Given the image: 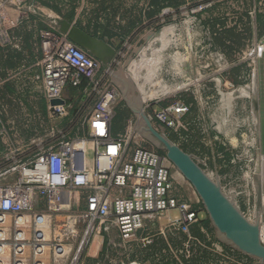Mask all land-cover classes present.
<instances>
[{
	"label": "rangeland",
	"instance_id": "1",
	"mask_svg": "<svg viewBox=\"0 0 264 264\" xmlns=\"http://www.w3.org/2000/svg\"><path fill=\"white\" fill-rule=\"evenodd\" d=\"M231 2L234 1L189 0L178 9L165 8L168 18L164 19L162 11L160 18L152 22L146 31L156 36L143 45L141 52L136 54L131 48L130 53L108 58L103 55L102 67L106 82L119 95L111 122L112 135L124 134L131 125L130 150L135 147L159 150L135 131L137 118L123 100L125 86L121 80L128 84L127 98L137 105V98L142 97L143 108L158 100V107L174 100L189 104L190 112L183 120L185 128L180 136L168 131L163 134L191 154L213 180L219 179L251 223L256 221L257 214L261 215L259 226L264 242V156L261 155L264 151H260V119L255 118L251 105L264 79V74L260 78L264 66V0H252L250 9H247L249 1L246 2V10L238 7L241 1L234 7ZM199 5L206 7L196 11ZM156 10L155 7L153 12ZM211 15L214 17L207 19ZM54 29L58 31V26ZM85 86V83L79 87L70 84L65 88L63 96L68 100V109L56 117L46 112L38 118L29 111V104L19 102L14 93H9L0 102V118L5 129L9 127L6 129L9 140L2 144L0 171L9 168L13 158L21 159L23 150L32 155L40 146L84 137V117L93 102L90 95H85ZM68 88L74 91L70 94V90L66 92ZM151 110L152 107H146L145 113ZM152 125L156 127L154 122ZM162 157L171 172L172 195L193 202L191 185L164 153ZM51 197L55 203L59 202L54 210L59 214L58 220L62 214L83 207V198L77 193L59 192ZM201 207L200 217L209 220ZM170 217L176 219L177 210H172ZM159 228L155 223L141 236H151V244L142 246L134 242L126 248L117 245L114 228L105 231L103 227L97 236L95 231L84 236L83 230H77L69 261L76 253L75 264H262L237 251L211 223L207 237L193 230L192 240L175 229L160 234ZM82 238L84 242L79 245Z\"/></svg>",
	"mask_w": 264,
	"mask_h": 264
},
{
	"label": "built area",
	"instance_id": "2",
	"mask_svg": "<svg viewBox=\"0 0 264 264\" xmlns=\"http://www.w3.org/2000/svg\"><path fill=\"white\" fill-rule=\"evenodd\" d=\"M29 1L0 0V36L5 35L10 14L24 13ZM205 7L199 5L196 11ZM162 15H168L167 11ZM39 37L49 116L66 113L68 104L62 95L70 84L85 83V95L93 102L84 117V137L40 146L35 154L13 158L9 168L0 171V264H75L76 253L69 258L77 230H83L84 236L95 231L97 236L103 227L105 231L114 228L120 243L134 241L146 246L152 237L141 235L157 223L160 234L175 229L192 240L191 229L202 222L199 198L195 192L193 202L172 195L171 172L156 151L130 150L131 125L124 134L112 135L119 95L106 82L102 64L54 28L40 31ZM52 100L64 103L50 105ZM159 101L144 107H152L147 117L158 131L180 136L190 105L174 100L158 107ZM220 186L233 201L221 182ZM59 192L81 195L83 207L58 220L54 210L59 202L51 195ZM172 210L178 212L176 219L170 217Z\"/></svg>",
	"mask_w": 264,
	"mask_h": 264
},
{
	"label": "crops",
	"instance_id": "3",
	"mask_svg": "<svg viewBox=\"0 0 264 264\" xmlns=\"http://www.w3.org/2000/svg\"><path fill=\"white\" fill-rule=\"evenodd\" d=\"M233 1L232 7L241 1L238 7L246 10L245 4L249 1L247 9L251 8L252 0ZM188 2L189 0H184L183 4ZM155 7L157 14L153 12ZM165 8L171 6L166 2H160L157 6L152 0H30L24 13L10 14L5 35L0 36V102L12 92L19 98V102L29 104V111L38 118L46 115L47 101L42 88V51L39 34L44 29L56 28L55 19L70 17L72 24L86 34L106 42L114 50L115 55L130 53L131 48L137 54L147 43L146 36L151 34L146 30L150 28L152 22L160 18ZM160 10L161 13H158ZM212 17L214 16L211 15L207 19ZM69 90L70 94L74 91L73 88H68L66 92L69 93ZM62 97L67 103L68 100L63 95ZM29 128L31 129V126ZM6 129L0 118V161L4 151L2 144L9 140ZM28 156L26 150L21 152V158ZM193 230L199 231L204 237L208 236L202 224L193 226L191 232ZM114 238L121 248L135 244L134 241L120 243L116 231ZM91 249L90 246L87 256L90 255ZM105 258L107 259V256Z\"/></svg>",
	"mask_w": 264,
	"mask_h": 264
},
{
	"label": "water",
	"instance_id": "4",
	"mask_svg": "<svg viewBox=\"0 0 264 264\" xmlns=\"http://www.w3.org/2000/svg\"><path fill=\"white\" fill-rule=\"evenodd\" d=\"M55 22L60 33L65 34L72 43L97 59L102 65L103 55L107 58L115 55L114 50L106 42L86 34L72 24L70 17L55 19ZM153 36L154 33L148 34L145 38L146 42H149ZM140 51L141 49L138 53ZM121 81L125 86V91L122 92L123 100L137 118L135 131L153 144L155 148L162 150L166 159L191 185L208 215L210 223L217 232L237 251L264 264V242L261 240L259 226L261 215L257 214L256 221L251 223L234 202L222 192L219 180H213L191 154L185 152L153 127L144 108L141 105L132 103L127 98L128 84L123 80ZM63 103V100L50 101V105ZM251 105L255 118L258 119L259 116L264 118V79L261 81L259 95H256V93L253 95ZM261 155L264 156L262 153Z\"/></svg>",
	"mask_w": 264,
	"mask_h": 264
},
{
	"label": "trees",
	"instance_id": "5",
	"mask_svg": "<svg viewBox=\"0 0 264 264\" xmlns=\"http://www.w3.org/2000/svg\"><path fill=\"white\" fill-rule=\"evenodd\" d=\"M160 2H161V3L166 2L167 5L171 6V8H173V9H178L179 6H181V5L184 3V0H152V3L155 4V5H157V6L159 5ZM160 12H161V10H160L158 13H160ZM154 14H157V11H155ZM168 16H169V14L166 15L165 18H168ZM221 150H222V149H221ZM156 152H157L159 155H161V156H162V153H164L162 150H157ZM185 152H186V151H185ZM209 223H210L209 220H202V222H201L203 228H204L207 232L209 231V229H208V225H209ZM194 232H197V234H198L199 236L204 237V235L201 234L199 231H194ZM191 233H193V232H191Z\"/></svg>",
	"mask_w": 264,
	"mask_h": 264
},
{
	"label": "bare ground",
	"instance_id": "6",
	"mask_svg": "<svg viewBox=\"0 0 264 264\" xmlns=\"http://www.w3.org/2000/svg\"><path fill=\"white\" fill-rule=\"evenodd\" d=\"M155 36H156V34H154V36H153V38H155ZM152 38V39H153ZM262 63L264 64V59L262 60ZM262 74H264V66H262L261 67V69H260V78H262L263 77V75ZM249 96V95H248ZM250 98V97H249ZM135 101V100H134ZM143 102V98L142 97H140V99L139 98H137V100H136V103H137V105H140L141 103ZM258 119H260V127L258 128L259 130H260V136L259 137H261V143H260V139H259V137H258V141H259V143H260V148H261V150L262 151H264V125H263V120H264V118H263V116H259L258 117ZM259 125V124H258ZM255 142V141H254ZM261 159V158H260ZM232 195V194H231ZM256 217V216H255ZM264 225V224H263Z\"/></svg>",
	"mask_w": 264,
	"mask_h": 264
}]
</instances>
